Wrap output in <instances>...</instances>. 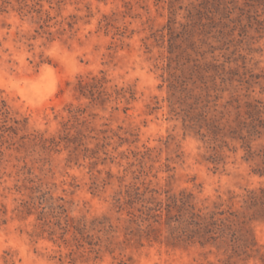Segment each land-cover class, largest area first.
I'll return each mask as SVG.
<instances>
[{
	"label": "rangeland",
	"instance_id": "obj_1",
	"mask_svg": "<svg viewBox=\"0 0 264 264\" xmlns=\"http://www.w3.org/2000/svg\"><path fill=\"white\" fill-rule=\"evenodd\" d=\"M258 101L264 0H0V264H264Z\"/></svg>",
	"mask_w": 264,
	"mask_h": 264
},
{
	"label": "trees",
	"instance_id": "obj_2",
	"mask_svg": "<svg viewBox=\"0 0 264 264\" xmlns=\"http://www.w3.org/2000/svg\"><path fill=\"white\" fill-rule=\"evenodd\" d=\"M249 110L246 112V117H242L238 121L237 127L229 128V137L232 140L239 141L242 145L241 147L245 150L244 159L246 161H258L256 169H253L255 174L259 176H264V105L262 102L258 101L257 105L251 107L248 104ZM217 130L214 132L216 135L222 132V128L215 127ZM226 135H222L221 138H225ZM260 141L258 149H254V143ZM225 146L226 141L223 142ZM255 197V196H254ZM191 211H189V216L192 225H200L198 233H208L212 234L210 239L215 240L217 237H224L228 234L232 236L235 233H248L244 228L245 222L238 220V215L233 212L219 210L217 212L211 213L209 216H201L195 212L193 205H187ZM216 216H219L216 218ZM217 235V237H214ZM235 239V238H234ZM248 248V246H245Z\"/></svg>",
	"mask_w": 264,
	"mask_h": 264
}]
</instances>
